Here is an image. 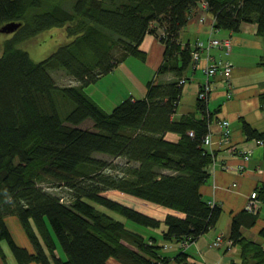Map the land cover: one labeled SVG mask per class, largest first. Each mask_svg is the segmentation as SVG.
Instances as JSON below:
<instances>
[{
    "label": "trees",
    "instance_id": "obj_1",
    "mask_svg": "<svg viewBox=\"0 0 264 264\" xmlns=\"http://www.w3.org/2000/svg\"><path fill=\"white\" fill-rule=\"evenodd\" d=\"M201 2L217 29L238 33L252 23L264 38V0H76L71 11L52 0H0V29L21 25L0 57V242H8L19 264H159L166 261L165 244L196 240L216 226L222 209L201 193L216 157L204 145L216 113L198 95L196 111L175 118L185 85L179 81L193 67L195 51L178 39ZM54 28H65L71 41L47 59L35 62L20 48ZM147 34L165 44L157 74L173 78L148 81L144 98H127L107 112L86 88L131 56L145 62ZM51 68H63L77 83L57 86ZM259 99L264 107V93ZM87 119L93 127L80 128ZM241 121L249 139L264 144V133ZM95 153L125 163L114 165ZM108 167L115 172L106 173ZM48 186L65 189L67 200ZM257 192L264 204V183ZM122 195L169 212L159 218ZM114 215L151 230L165 228L159 238L147 237ZM257 215L245 210L234 217L229 238L242 255L230 264H264L263 245L242 233ZM11 216L33 253L13 238ZM58 245L64 261L56 255ZM181 257L186 254L176 259Z\"/></svg>",
    "mask_w": 264,
    "mask_h": 264
},
{
    "label": "crops",
    "instance_id": "obj_2",
    "mask_svg": "<svg viewBox=\"0 0 264 264\" xmlns=\"http://www.w3.org/2000/svg\"><path fill=\"white\" fill-rule=\"evenodd\" d=\"M202 5L198 6L190 14L189 21L184 28H181L180 39L182 45L190 44L192 49L198 43L206 45L211 38L231 37L233 43V50L229 56L220 49H214L212 56L214 59H225L232 61V56L236 60L234 64L231 83L233 87V97L227 98V85L226 80L221 75H217L210 79L212 90L208 97L209 112L216 113L211 124V132L213 145L209 147L212 154H215V161L208 165L207 172L210 177L209 180L202 186L201 193L205 201L211 206H219L222 211L216 226L208 233L201 235L196 240L190 241V245L183 247L182 243L173 242L165 244L163 257L166 261H161L159 264H230L232 261L240 262L242 255V248L236 245L229 238L234 217L247 210L248 199L250 195L257 191V188L264 183V144L256 139H249L243 129L241 120L246 121L256 131L264 133V107L260 102V95L264 93V66L255 62H244L245 52L238 53V48L257 49L261 59L264 58V38L257 35V25L252 23H244L238 33L218 30L219 34L213 31L215 27V19L207 11L203 10ZM210 16V17H209ZM157 24H154L156 27ZM196 41L182 40V33L191 31H202ZM160 31V29H159ZM141 49L146 52L147 62L153 68L150 73L152 79L148 81L159 80L157 74L162 61H164L165 44L162 43L154 34H147L142 41ZM208 59L205 54H202L198 65L193 66L186 73L187 82L184 85L185 91L188 92L190 102L189 106L180 113H176L175 118L181 115L196 111V101L201 90L202 85L207 80L205 68L208 65ZM210 62V61H209ZM124 64L122 63L115 71L121 69ZM122 73H125L124 71ZM163 81H169L173 77L171 75H163ZM135 77V76H134ZM131 79V77H127ZM136 78V77H135ZM132 80V79H131ZM133 81V80H132ZM141 81V78L138 79ZM188 83H192L187 89ZM133 87L137 86L132 82ZM140 95L133 93L128 95V98L133 100L142 99L145 97L143 92H138ZM102 96H105L102 93ZM140 96V97H138ZM185 96V95H184ZM184 96L182 98H184ZM182 101V99H181ZM181 101L179 102L181 104ZM226 119L231 124V140L228 144H220L222 137V128L219 121ZM250 152V158H244ZM114 194V193H113ZM125 200L132 205L136 206L139 203L146 204L141 200L122 195ZM259 198V197H258ZM261 201V200H260ZM259 211L256 219L250 224H244L242 233L244 237L250 240L261 243L264 247V238L260 235L264 230V204L259 202ZM143 207V206H139ZM146 208V207H145ZM150 210L156 213L157 217L164 218L169 210L162 207L148 206ZM157 211V212H156ZM247 221V217H245ZM11 219L14 220L11 224ZM251 222V221H249ZM8 228H10L15 241L24 248H27L31 253L34 252L32 244L30 243L27 235L22 231L20 223L16 217L7 219ZM15 224V225H13ZM21 232V238H18L16 231ZM222 237L218 245H215L218 237ZM0 248L3 250L5 257L0 254V264H19L15 259L13 252L8 249L9 247L4 242H0ZM175 249V250H174ZM185 253L186 258L177 260L180 253ZM57 257L62 258L59 250ZM183 259V260H182ZM29 264H40L32 262ZM110 264H121L117 260H111Z\"/></svg>",
    "mask_w": 264,
    "mask_h": 264
},
{
    "label": "rangeland",
    "instance_id": "obj_3",
    "mask_svg": "<svg viewBox=\"0 0 264 264\" xmlns=\"http://www.w3.org/2000/svg\"><path fill=\"white\" fill-rule=\"evenodd\" d=\"M76 0H52V2H54L55 4H58L60 6H62L63 8L71 11L73 10V6H74V2ZM210 17V16H209ZM213 31L216 32L217 28L213 27ZM219 30V29H218ZM162 31V30H160ZM203 32L202 31H191V32H186V33H182V40L184 41H191L192 43H194L196 41V38H198L199 34H201ZM225 32V31H223ZM219 33L216 32V35H218ZM13 33H9V34H0V57L2 55L3 52V44L7 39H10V37H12ZM218 37H220L222 40H228V42H230L231 44V50L226 49L227 51H225V53L227 54V56L230 55V53L233 50V43L231 40V37H222L221 35H218ZM213 38H211L212 40ZM214 39H219V38H214ZM71 41L70 38H68V36L66 35V29L65 28H54L51 29L50 31L44 32L42 34H40L39 36L28 40L27 42H24L23 44L20 45V48L24 49L25 51L29 52L31 55V58L35 61V62H41L45 59L48 58V56H51L55 50L59 47V45H63L67 42ZM195 49V48H194ZM216 49V48H211V50L209 51V54L212 56V51ZM238 53H241L242 51H244L245 57H243V61L244 62H255L260 64L261 66H264V58H260L259 53L257 52L258 50H252V49H248V48H238L236 50ZM232 61L236 64V60L235 56L233 58L232 56ZM225 60V59H224ZM229 62H231L230 60H227ZM233 62H231L232 64V68H234V64ZM124 65L122 66L121 69H118L117 71H113L112 73H110V75H106L103 78H101L97 83L90 85L88 88H86L87 93L89 94V96L91 95V97H93L97 103H99V105L101 107H103V109H105L107 112H111L116 106H118L120 103L122 104V102L124 100H126L130 95L133 93H136V95H140L138 92H143L145 93L146 90V83L147 80L152 79V75H150V73L153 71V68L151 67V64L149 65L147 62H143L140 61V59L135 58V57H129L124 63ZM194 66V65H193ZM119 67V66H118ZM231 68V69H232ZM125 73H122V72ZM233 72V69H232ZM50 73L53 76L52 78H54L57 86H69V85H74L77 83V81L73 78L70 77V75H67V72L63 69V68H51L50 69ZM131 77V79L127 78V77ZM136 78H135V77ZM141 78V81H138V79ZM155 81H157L156 79H154ZM171 80V79H170ZM169 80V81H170ZM163 81V76L159 75V80L158 82ZM132 82H134V84L137 86V89L135 87H133ZM226 85H227V98L231 99L233 97V87H232V83L231 80L230 81H225ZM192 85V83H188L187 85V89L189 88V86ZM186 93H183L184 98H182L181 104L179 105L178 108V113L182 112L184 109H186L187 107H190L189 104L190 102L188 101L189 96H188V92L185 91ZM102 93L105 96H102ZM140 97V96H138ZM68 109V108H67ZM91 127H93V121L91 119H87L86 121H84L80 128L83 129H91ZM93 129V128H92ZM212 152V151H211ZM213 153V152H212ZM97 158H100L102 160H107L109 161L111 164H123L125 163L124 159H120V158H116L113 159L112 157L106 155V154H94ZM215 161V160H214ZM106 170V173L108 174H112L115 171L112 170V168L108 167ZM48 190H50L51 192H54V194H58V192L61 190L63 191V193H60L61 196H63V198L67 200V195L65 194V189L61 188V187H56V186H48ZM113 194V192H108V194ZM139 206H143L146 207L147 209H144V211L146 213H149L150 210H148V204H143V203H139L136 205V207ZM99 207V206H98ZM102 208V207H99ZM104 209V208H102ZM153 210V209H152ZM157 212V211H156ZM118 220H120L121 222H124L127 229L132 230L134 232L143 234L145 236H160V233L162 231V229H164L165 227L163 226L160 231L159 230H151L148 228H145L143 226H140L130 220L127 221V219H125L124 217L120 216V215H114ZM13 217V216H11ZM14 220L11 219V224ZM15 225V224H13ZM21 227V226H20ZM22 231L24 232L23 228L21 227ZM16 234L18 236V238H21V232H19L18 230H15ZM25 233V232H24ZM4 244H7V246L9 247L8 249H10V246L8 244L7 241H3ZM59 246V252L61 253L62 257L64 256V252L62 250V248ZM1 249V248H0ZM175 250V249H174ZM2 253L3 250L1 249ZM0 251V254H2ZM10 251L12 252V250L10 249ZM4 255V253L2 254V256ZM5 257V255L3 256V258Z\"/></svg>",
    "mask_w": 264,
    "mask_h": 264
},
{
    "label": "built area",
    "instance_id": "obj_4",
    "mask_svg": "<svg viewBox=\"0 0 264 264\" xmlns=\"http://www.w3.org/2000/svg\"><path fill=\"white\" fill-rule=\"evenodd\" d=\"M207 5L203 4L201 7L203 10H207ZM231 44L230 42H228V40H222V39H210L206 45L198 43L195 47V51L193 53V63L194 66L198 65L200 59L202 58V54H205V58L208 59V65L207 67L204 69L206 76H207V80H205V83L202 85L201 87V92L199 93V97L201 99H208L209 94H210V90H212V85H211V81L210 79L212 77H215L217 75H221L223 76V78L226 81H230V79L232 78V64L231 62L227 61V60H223V59H214L213 56H211L209 54V51L211 50V48H217L222 50L224 53L225 51L231 50ZM185 81H187L186 78H183L180 82V84H184L186 83ZM213 122V121H212ZM219 124L222 128V137L220 140V144L226 145L230 142L231 140V124L230 122H228V120L223 119L221 121H219ZM210 132H211V128H210ZM208 132L209 134L207 135L206 139H205V143L204 145L209 149V147H211L213 145V140H212V133ZM260 143L263 144L262 141H259ZM244 158L249 159L250 158V152L248 155H246ZM261 202L258 198V192L255 191L253 192L249 199H248V204L246 209L250 212H252L253 214H258L259 211V205ZM222 237H218L217 242H215V245H218L219 242L221 241ZM183 247H187L190 245V241H184L181 242Z\"/></svg>",
    "mask_w": 264,
    "mask_h": 264
},
{
    "label": "water",
    "instance_id": "obj_5",
    "mask_svg": "<svg viewBox=\"0 0 264 264\" xmlns=\"http://www.w3.org/2000/svg\"><path fill=\"white\" fill-rule=\"evenodd\" d=\"M19 26H21L20 23H15V22L8 23L7 25L2 26V28L0 29V34L14 33L19 28Z\"/></svg>",
    "mask_w": 264,
    "mask_h": 264
},
{
    "label": "bare ground",
    "instance_id": "obj_6",
    "mask_svg": "<svg viewBox=\"0 0 264 264\" xmlns=\"http://www.w3.org/2000/svg\"><path fill=\"white\" fill-rule=\"evenodd\" d=\"M203 4H206L207 5V3L206 2H201V5H203ZM154 24H157V23H154ZM154 24L152 25V26H154ZM157 27V26H156ZM15 33V32H14ZM13 33V34H14ZM1 34H3V33H1ZM164 34H165V32L164 31H161V34H160V36H163L164 37ZM95 154H97V153H95ZM98 154H102V153H98ZM95 156V155H94ZM96 157V156H95ZM62 200H64V198H62ZM57 251H58V249H57ZM57 251H56V255H57Z\"/></svg>",
    "mask_w": 264,
    "mask_h": 264
}]
</instances>
